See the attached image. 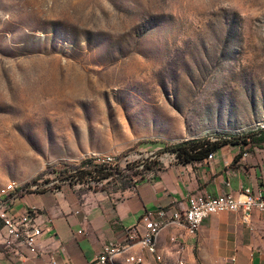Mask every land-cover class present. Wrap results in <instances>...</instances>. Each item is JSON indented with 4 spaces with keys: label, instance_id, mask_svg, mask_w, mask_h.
<instances>
[{
    "label": "rangeland",
    "instance_id": "1",
    "mask_svg": "<svg viewBox=\"0 0 264 264\" xmlns=\"http://www.w3.org/2000/svg\"><path fill=\"white\" fill-rule=\"evenodd\" d=\"M259 127L264 0H0V205L13 190L116 197L168 144ZM245 148L264 165V144ZM166 258L234 263L196 243Z\"/></svg>",
    "mask_w": 264,
    "mask_h": 264
},
{
    "label": "crops",
    "instance_id": "2",
    "mask_svg": "<svg viewBox=\"0 0 264 264\" xmlns=\"http://www.w3.org/2000/svg\"><path fill=\"white\" fill-rule=\"evenodd\" d=\"M245 147L226 144L214 152L212 159L181 163L175 154L160 159L162 166L150 177L120 191L116 197L104 193H86L82 199L70 189H51L21 194L15 201L18 211L34 205L41 209L40 221L53 220V231L39 239L38 253L19 258L15 252L0 251V264H88L109 242L124 243L127 251L116 264H127L128 255L137 253L142 264H160L162 258L172 264L177 251H189L196 243L202 256L230 257L233 264H264V233L259 211L252 214L251 223L242 220V211L222 212L206 218L194 237L177 223L161 226L157 254L142 247L138 236L128 237V231L145 230L146 219H158L161 209H180L191 193L217 195L231 192L239 195L246 187L264 192V165L245 163L239 157ZM246 153V152H245ZM13 197L8 200L10 202ZM173 237L178 242H173ZM6 234L0 235L4 242ZM121 246V247H124ZM114 247L110 246L109 250ZM157 255L161 259H157ZM172 258V257H170ZM159 260V261H158ZM184 264V263H183Z\"/></svg>",
    "mask_w": 264,
    "mask_h": 264
},
{
    "label": "built area",
    "instance_id": "3",
    "mask_svg": "<svg viewBox=\"0 0 264 264\" xmlns=\"http://www.w3.org/2000/svg\"><path fill=\"white\" fill-rule=\"evenodd\" d=\"M247 155V152L244 153ZM214 153L208 156L212 159ZM22 194V193H21ZM21 194L13 190V200L0 205V222L3 223L6 239L5 245L12 249L19 258H26L29 254L38 253L39 239L47 231H53L54 224L51 218L40 221L41 209L31 205L23 211L15 208V201ZM259 211L263 223L264 233V192H255L251 187L244 188L239 195L225 192L217 195H205L201 193H191L187 198V204L180 209H161L158 212V219H146L145 230L137 234V231H128V237L138 236L142 247L149 252L157 254L158 242L162 233L158 232V225L165 220H177V225L184 229V225H191V232H186L190 237L197 235L204 220L217 213L228 211H242V220L245 224L251 223L254 211ZM178 238L173 237L176 243ZM125 243V242H124ZM124 243L109 242L103 251L88 264H116L119 255H109L110 245H123ZM157 259H161L157 255ZM143 257L137 253L128 255L125 260L127 264H142ZM65 264H74L66 262ZM183 264V262H181Z\"/></svg>",
    "mask_w": 264,
    "mask_h": 264
},
{
    "label": "trees",
    "instance_id": "4",
    "mask_svg": "<svg viewBox=\"0 0 264 264\" xmlns=\"http://www.w3.org/2000/svg\"><path fill=\"white\" fill-rule=\"evenodd\" d=\"M151 142H161L153 140ZM226 144H240L244 147L248 146H260L264 144V127L252 130L247 134L233 135L228 137L203 136L186 139L173 144H168L162 151H171L175 153L177 160L181 163H188L192 161H200L208 158V156L222 146ZM247 152V149H242L239 157L243 156V153ZM108 163L101 164L100 177L106 178L110 173H103L104 169L108 167Z\"/></svg>",
    "mask_w": 264,
    "mask_h": 264
},
{
    "label": "bare ground",
    "instance_id": "5",
    "mask_svg": "<svg viewBox=\"0 0 264 264\" xmlns=\"http://www.w3.org/2000/svg\"><path fill=\"white\" fill-rule=\"evenodd\" d=\"M173 223H177V220H165V221H162L160 222V224L158 225V232L161 230V226H166V225H169V224H173ZM184 227H186V229L188 230V232H191V225H184ZM130 237H137V236H130ZM140 243H141V240H139ZM110 246H120V245H110ZM109 246V247H110ZM121 246H124L121 245ZM114 247L112 249L109 250V255H120V254H123L127 251V246H124V247Z\"/></svg>",
    "mask_w": 264,
    "mask_h": 264
}]
</instances>
